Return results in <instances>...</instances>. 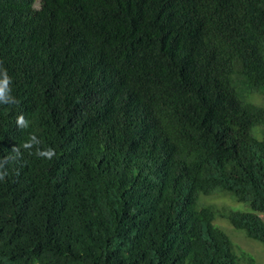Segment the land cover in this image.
Returning a JSON list of instances; mask_svg holds the SVG:
<instances>
[{
	"label": "trees",
	"instance_id": "1",
	"mask_svg": "<svg viewBox=\"0 0 264 264\" xmlns=\"http://www.w3.org/2000/svg\"><path fill=\"white\" fill-rule=\"evenodd\" d=\"M0 70V264H261L264 0H0Z\"/></svg>",
	"mask_w": 264,
	"mask_h": 264
},
{
	"label": "rangeland",
	"instance_id": "2",
	"mask_svg": "<svg viewBox=\"0 0 264 264\" xmlns=\"http://www.w3.org/2000/svg\"><path fill=\"white\" fill-rule=\"evenodd\" d=\"M255 102L264 106V97L258 95L254 98ZM203 203L214 204L218 207L228 206L235 210L247 211L249 205L247 203L238 202L231 196L224 193H216L202 198ZM264 218V213L261 214ZM216 226H221L231 237L235 244L236 250H244L254 255L257 261L264 264V245L258 241L248 238L244 232L236 230L227 220L219 219L215 221Z\"/></svg>",
	"mask_w": 264,
	"mask_h": 264
},
{
	"label": "clouds",
	"instance_id": "3",
	"mask_svg": "<svg viewBox=\"0 0 264 264\" xmlns=\"http://www.w3.org/2000/svg\"><path fill=\"white\" fill-rule=\"evenodd\" d=\"M0 75H2L3 77V79H0V101H4L6 93L10 92V90L8 89L10 79L6 71L0 70ZM20 123H23L22 118L20 120ZM25 146L27 147L28 145ZM48 155L50 156L51 152H49ZM2 179H3V175H0V180Z\"/></svg>",
	"mask_w": 264,
	"mask_h": 264
}]
</instances>
